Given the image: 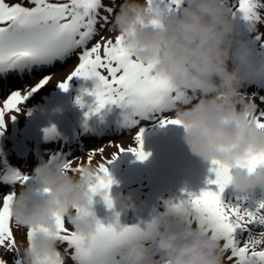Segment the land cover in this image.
I'll return each instance as SVG.
<instances>
[{"label": "clouds", "instance_id": "obj_1", "mask_svg": "<svg viewBox=\"0 0 264 264\" xmlns=\"http://www.w3.org/2000/svg\"><path fill=\"white\" fill-rule=\"evenodd\" d=\"M231 13L228 0H182L179 8L168 0H121L111 30L123 34L134 56L151 62L155 73L187 93V104L169 99L168 108L182 122V138L190 152L232 165L229 184L247 192L257 186L264 189V164L250 171L236 166L237 161L264 152V127L258 126L253 102L241 91L244 81L231 64L233 55L243 62L251 52L247 39L234 43L237 26ZM248 28L255 31L256 24ZM33 172L41 187H18L11 209L19 228L34 229L30 241L20 242L23 264H43L56 256L57 214L84 235L93 233L101 220L88 191L96 177L94 167L72 174L41 157ZM122 204L128 209L136 206L130 199ZM165 204L153 219L158 238L152 244L145 239L125 244L119 254L124 264H225L221 240L186 222L174 203ZM114 217L115 212L106 219ZM249 247L264 250V235H257ZM244 264L264 260L249 254Z\"/></svg>", "mask_w": 264, "mask_h": 264}, {"label": "snow or ice", "instance_id": "obj_2", "mask_svg": "<svg viewBox=\"0 0 264 264\" xmlns=\"http://www.w3.org/2000/svg\"><path fill=\"white\" fill-rule=\"evenodd\" d=\"M27 3L32 6H24L23 3L10 5L6 0H0V79L9 76L23 79L25 75L30 76L76 54L78 65L58 86L66 91L73 76L94 80L92 89H84L95 97V107L90 106L86 115L99 112L105 105L117 104L128 110L125 120L135 124L134 117L156 114L168 108L169 99L186 103L185 92L175 89L167 77L155 73L151 62L145 63L133 55L123 34L114 38L103 35L121 0H27ZM168 3L179 8L182 0H168ZM255 8L256 0H239L238 10L245 18L251 19ZM93 40L95 43L88 47ZM50 79L46 76L34 87L25 86L23 93L21 90L12 91L0 104V129L6 125V113H19L20 105L47 85ZM77 103L83 106V98L77 97ZM255 116L258 126L264 127V112L256 111ZM10 118L15 119V115ZM160 122L162 125L182 124L180 120L167 116ZM46 131L53 132L54 128ZM143 131L141 128L136 134L135 146H127V150L139 160L150 154L143 150ZM115 147L119 151L125 150L121 145ZM97 151L103 153L105 149L93 150L87 157V163H92ZM115 158L116 153L113 152L111 159L98 164L95 180L88 186L90 202L91 197L98 193L109 209L113 207L111 186L115 181L107 165ZM211 164L210 171L215 175L208 179L209 186L198 193L187 192L173 206L189 223L196 221L203 230L221 240L228 264H244L249 254L264 260V250L255 251L249 247L257 235H264V232L255 231L257 227L264 228V202L255 212L239 205L225 204L221 194L230 183L233 166L215 159ZM260 164H264V152L237 161L236 166H246L252 171ZM61 166L72 174H82L84 170L83 164L74 163L73 158ZM8 178L22 183L28 177L13 172ZM14 198V192L0 189V247L6 248L11 264H23L15 237L19 226L13 221L11 211ZM57 223L59 244L73 264H124L119 255L123 246L133 239H144L154 231L153 221L141 228L139 224L121 223L119 213H115L112 219L98 221L96 230L89 235L69 228L59 214ZM33 231V228L26 230V240H31ZM0 264H9V261L0 257ZM43 264H65V257L58 251L55 257L46 258Z\"/></svg>", "mask_w": 264, "mask_h": 264}, {"label": "bare ground", "instance_id": "obj_3", "mask_svg": "<svg viewBox=\"0 0 264 264\" xmlns=\"http://www.w3.org/2000/svg\"><path fill=\"white\" fill-rule=\"evenodd\" d=\"M6 1L9 4L23 3L24 6H32L27 3V0H6ZM261 2L262 0L260 2L259 1L256 2L255 15L251 18L252 20L255 19L253 23H255L256 25L257 23L259 24V19L262 16H264V14L260 13V3ZM230 3H231V0H230ZM117 10H118V7L116 11ZM114 15L112 16V18L114 17ZM246 20L249 21V19L247 18ZM242 21H245V18H242ZM111 23H112V19H111ZM248 25L249 23L245 24L244 27L247 29L243 32L244 33L243 35H241L240 37H237V36L235 37L234 43L238 42L239 39L241 38L247 39L250 42L251 49L255 50L257 54L259 53L263 55L264 54V42L261 44L262 37H260V35L258 34L252 36L251 32L249 31ZM103 35L108 38H114L117 35V33L111 30V24H110L104 30ZM96 39H99V36L96 37ZM92 43H95V40L90 42L88 47H91ZM69 58H71V60L68 61L67 60L68 58H67L64 62H61V66L54 69V71L50 73L49 75L46 74V72H42L41 74H39L37 81L34 83L26 84V80L23 79L25 86H27V88H31V87H34L37 83H39V81L43 79L44 77H46L47 75L51 77V79L49 80V83L45 85L37 93L34 94L35 97H39L36 103H32L30 101L32 97H30L29 100L23 102L20 105L21 111L19 113H15L14 111L10 113H6V125L2 129H0V134L4 135V142H3L4 148L0 151V183H1V178L3 177V173L5 169L10 166L19 167L23 169L25 171V175L23 176L28 177L27 180L23 181L22 183L18 181V182H14L13 185H9L8 188L11 189L10 190L11 192L16 193V190L18 189V187L33 185L34 182L39 181L38 177L35 176L33 169L36 166V164L39 163L41 157H43L45 160L49 161L50 163H53L51 161V158L56 153L68 152L69 150H72L75 144L80 145L83 140H86L88 133L91 134V133L98 132L97 134H99L102 131H108V133L113 132L112 130L115 126H113L110 122L96 121L92 125H89L86 120L78 119L77 121L75 120L70 127L63 128V130L61 131V134L57 133L56 140L52 142L51 144L46 145V144H42L41 142H34L33 140L25 136L27 125L33 118L40 119V118H44L47 116H52L54 114L59 115L58 113L61 108L73 106L76 109L78 105L81 106V104L77 103V98L75 101H72L71 104L69 101L67 102L68 93L72 89H74V87L80 86V83H81L80 78L75 77V76H73L72 79L69 81V90L67 91L64 99L58 102L54 101L55 100L54 99V95H55L54 89L58 86L59 82L66 79L67 76L72 71H74L75 67L79 63L78 56L76 54H73ZM231 64L234 65L236 69L238 70L240 68L241 62L236 61V62H232ZM102 71H104V74H107L106 70H102ZM252 76L256 77L257 75L252 74ZM252 80L253 79L249 78V81L247 83L244 82L245 85L241 89V91L244 92L247 98H249L253 102V107L255 111L264 112V104L260 103L261 98H257L256 93H255L256 90H258L259 85L257 83L252 85ZM25 86L19 85L12 91L21 90V92L23 93L25 91ZM12 91L0 97V104H2L3 101L7 99V97L11 94ZM187 97L188 95L186 93V98ZM187 103L188 102H186L185 104ZM84 107L85 106H81L80 112H85ZM122 109H125V108H122ZM168 111L169 112L164 113V114L156 113V115L153 118L143 119V117H140V116L134 117L137 123L130 124L128 127H124L121 130V135L118 138L111 140V141H106L102 143L101 145L99 143L94 148H90L85 151H82L81 153H78L77 157L73 158V162L81 163L83 164L84 167L92 166L96 169L100 162H102L105 159H111L112 153L115 152L116 158L112 160V162L108 164L107 167L109 171L112 172L113 178L116 177L118 173L122 170V166H124L123 163H126V161H128L132 157V155H135L132 151L127 150V146L136 145L135 136L140 131L141 128L144 130L142 134V139L144 140L148 134H151V133L155 134L156 132L160 130H164V129L169 130L171 128L176 127L175 126L176 124H171V123L166 124V125L161 124L160 121L165 116L173 118V115L171 112L172 110L169 109ZM11 115H15V119L10 118ZM71 118L75 119L73 117ZM16 121L19 123V125L20 124L21 125L19 127V136L17 138H14L12 136V124ZM85 131H87V133H85ZM97 134H95L94 136H96ZM181 140L184 141L183 138ZM163 141L159 142L154 147L145 146L146 148L145 152L150 153L148 157L154 158L155 156H159L163 153V149H164ZM79 145H76L75 147ZM116 145H121L122 147H125V150L119 151V149L115 147ZM99 148H104L105 151L103 153H100L97 151V154L93 157L92 163L91 164L87 163L88 155L93 150H98ZM35 149H39V152H40V154L37 156L33 152ZM184 151L190 152V150H184ZM141 162L142 160H139V163ZM145 166L148 168H151V165H148L147 163H145ZM31 175H34V177H30ZM143 175L144 174L142 173V170H140L139 179L137 180L138 182H136L135 184L133 183L134 185L129 189L135 193L134 199L136 200L138 199V196H139V199H143L147 195V194H142L143 192L141 191L142 186L140 185V181L141 179H143L142 178ZM207 181L208 180H205L204 182L208 185ZM212 187H215V185H213ZM0 189H1V186H0ZM134 189H136L137 192L133 191ZM129 198H132V197H129ZM172 199L173 198H170L168 195L164 196V202L169 201L172 203H178L180 201V200H176L175 202H173ZM158 206H159V210L157 212L153 211L151 204H146L145 205L146 212L141 213L140 215H137L135 213V216H136L135 221L137 222V224H139L142 228H145L148 222L153 221L154 217L156 216V213L158 214V212L163 209V204H161V206L160 205ZM120 217L123 218V222L131 224L124 216L120 215ZM185 220L186 222H188L187 219ZM191 223H193L194 226L195 224H197V222L194 220ZM69 227H71V225H69ZM25 232L26 230L19 228V231L15 233L18 251H19L20 242L26 243ZM149 243L152 244L154 242H149ZM6 251H7L6 248L0 247V257H3L7 261L11 262V257L6 255ZM59 251L65 257V264H73V261L70 258H67V254L64 253L63 246L60 244H59ZM19 256L21 257L20 252H19Z\"/></svg>", "mask_w": 264, "mask_h": 264}, {"label": "rangeland", "instance_id": "obj_4", "mask_svg": "<svg viewBox=\"0 0 264 264\" xmlns=\"http://www.w3.org/2000/svg\"><path fill=\"white\" fill-rule=\"evenodd\" d=\"M228 2L232 8V13H231L232 18L235 21L236 26H237V31L234 33V36L240 37L241 35L244 34L243 32L247 29L244 27L245 24L253 23L255 19L254 20L249 19V21L246 20L245 16L238 10V0H231V3H230V0H228ZM260 13L264 14V4L263 6H260ZM242 18H245V21H242ZM250 32H251V35L253 34L264 35V16H262L259 19V24L257 23L256 30L250 31ZM67 60L69 61L71 60V58H68ZM60 66H61V62L58 61L43 72H46V74L49 75L50 73L54 71V69ZM38 77L39 76L35 73L34 75H32L31 78L27 79V81L28 83H31L33 79L37 81ZM256 93H257L256 95L257 98L264 97V95H262L263 93L260 87L258 90H256ZM81 94H82L81 88L79 86L74 87V89H72L68 93L67 102L69 101L71 104V102L75 101L77 97H82ZM37 99H39V97H35L34 95V97L32 98V103H35L34 101H38ZM187 99H189V97H187L186 100ZM260 103L264 104V101ZM85 105H87L86 102L85 104H83V106ZM80 108L81 106L78 105L76 109L73 106H70L67 109H69L70 112H75V111L80 112ZM123 128H124L123 126H115L112 130L113 131L112 133H108V131H102L99 134H97L98 132L94 134H88L86 137V140H83V141L81 140L82 142L80 145L75 144V146L76 145H79V146L77 147L74 146L75 148L73 147L72 150L68 151L71 154L70 158H76L78 153H81L82 151H85L90 148H94L99 143L101 145L102 143L106 141H111V140L118 138L121 135V130ZM95 134L97 135L94 136ZM150 135L152 134H148L147 136H150ZM211 167H212V164H211V161L209 160L198 159L197 162L195 163L193 160L192 154L184 153V154L179 155L173 161V166H172V170L170 173V180L168 182V186H169L168 193L172 195L174 198L186 196L187 192H197L198 193L202 188H205L208 186L204 182L205 180H208L209 178H214L215 174L210 171ZM234 171L235 169H231V173H234ZM148 182H149V178L146 180L142 179V182L140 183V185L142 186L141 188H143V186L145 188ZM221 199L225 204L239 205L243 209H247L249 211L255 212V210L259 207L260 203L264 202V189H262L260 186H257L255 189H250L247 192H241L239 190L234 189L231 184H228L225 187L223 193L221 194ZM132 214H133V210L130 209V212H128L127 214V219L130 223H133V221L135 220V216H133ZM255 231L259 233L261 231V228L257 227ZM153 235L154 233L152 232L148 236V238H151V236ZM153 255L157 256L158 253L154 251ZM225 263L228 264L226 257H225Z\"/></svg>", "mask_w": 264, "mask_h": 264}]
</instances>
